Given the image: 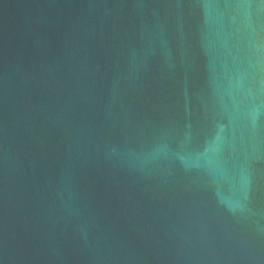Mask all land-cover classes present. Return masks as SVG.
Instances as JSON below:
<instances>
[{
  "label": "water",
  "instance_id": "95a60500",
  "mask_svg": "<svg viewBox=\"0 0 264 264\" xmlns=\"http://www.w3.org/2000/svg\"><path fill=\"white\" fill-rule=\"evenodd\" d=\"M0 264H264V0H0Z\"/></svg>",
  "mask_w": 264,
  "mask_h": 264
}]
</instances>
